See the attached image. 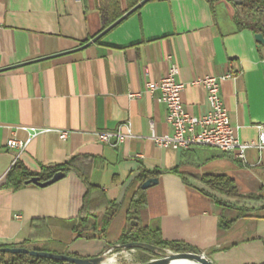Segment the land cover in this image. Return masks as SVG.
<instances>
[{"label": "crops", "instance_id": "0c3cea01", "mask_svg": "<svg viewBox=\"0 0 264 264\" xmlns=\"http://www.w3.org/2000/svg\"><path fill=\"white\" fill-rule=\"evenodd\" d=\"M141 1L0 0V247L95 257L130 224L157 230L214 264H264V147L248 148L243 159L210 147H160L154 137L172 129L159 91L146 90L166 75L171 56L186 85L184 108L201 116L205 91L190 83L232 72L220 85L229 123L240 141H257L264 127L263 46L206 0H147L93 40ZM118 13L102 29L103 15ZM122 123L130 129L123 143L98 141L97 132ZM31 128L38 132L31 135ZM11 137L26 142L23 151L7 149ZM68 161L73 171L48 186H3L15 162L39 173ZM154 171L147 179L157 183L143 190L145 207L133 225L126 205L143 183L138 175ZM206 174H225L239 194L259 198L217 204L199 190ZM79 175L95 186L84 208ZM109 203L119 209L103 227ZM80 215L86 223L78 226Z\"/></svg>", "mask_w": 264, "mask_h": 264}, {"label": "built area", "instance_id": "2783aa9c", "mask_svg": "<svg viewBox=\"0 0 264 264\" xmlns=\"http://www.w3.org/2000/svg\"><path fill=\"white\" fill-rule=\"evenodd\" d=\"M169 69L163 77L155 82H147L146 90L150 93L158 90V100L166 108L165 120L171 127L172 134L162 137H154L155 144L160 147H171L172 149H188L194 146H203L216 149L220 152H234L239 159L244 158L248 148L264 147V127L259 126V137L257 141L242 142L238 139L234 129L229 123L227 109L225 108L221 94V81L234 77L232 72L221 76L205 75L192 81L191 85H200L205 91L208 104L207 111L201 116L189 114L183 105L181 94L185 89V83L178 80V67L171 62L168 56ZM140 93H132L130 97H139ZM48 131V129H41ZM38 131L30 129V134ZM130 135L128 123L120 124L115 130L97 132V139L100 143L117 147ZM66 131L59 132V137L64 139ZM7 149L21 152L26 142L13 137L6 140Z\"/></svg>", "mask_w": 264, "mask_h": 264}, {"label": "trees", "instance_id": "16d2710c", "mask_svg": "<svg viewBox=\"0 0 264 264\" xmlns=\"http://www.w3.org/2000/svg\"><path fill=\"white\" fill-rule=\"evenodd\" d=\"M211 9L213 10V0H206ZM228 1V0H227ZM233 1L234 0H229ZM240 4L238 6L244 12L247 19H252L253 23L241 24L238 19H236L237 27L249 28L253 33H260L264 38V0H239ZM122 13H118L115 16H112L108 19L104 18L103 15V27L106 28L109 24L115 21L120 17ZM263 49H264V45ZM72 165L68 161L61 166L54 168H45L42 169L39 173L29 172L20 162H15L10 171L7 173L3 186L12 187L13 189H19L26 185V181L31 177H38L40 181H46L52 177L56 172L68 173L71 172ZM157 171L151 173L141 172L138 175V181L140 183L144 182L151 174H157ZM79 179L85 185V192L82 197V207L84 208L86 202L89 201V194L94 185H91L87 182V177L79 175ZM203 183L205 184L204 188L199 190L210 197L217 204H242L248 200H257L259 196L252 194L241 195L238 193L235 182L229 176L225 174H206L202 177ZM111 204V203H109ZM145 207V197L143 195V190L140 187L136 188L133 192V195L129 199L126 209H127V220L131 222L132 220L137 219L138 212ZM119 209V205L111 204L110 208H106L104 215L103 227H105L115 212ZM79 225L81 226L86 223L85 216L80 215ZM130 231H129V230ZM127 231L118 239L117 243H126V242H139L145 243L153 246H160L161 248H169L174 252H195L189 246L183 243H174L168 242L161 239L160 233L157 230H149L146 228H140L138 226L131 227L128 226ZM1 247H13L12 245L1 246ZM134 248H144V247H134ZM39 251H47L41 248H32ZM49 252V251H47ZM53 253V252H52ZM76 256V255H72ZM0 264H67L63 261H56L53 259L42 258V257H32L26 254H11V253H1L0 252Z\"/></svg>", "mask_w": 264, "mask_h": 264}, {"label": "water", "instance_id": "95a60500", "mask_svg": "<svg viewBox=\"0 0 264 264\" xmlns=\"http://www.w3.org/2000/svg\"><path fill=\"white\" fill-rule=\"evenodd\" d=\"M147 0H142L139 4H137L135 7L124 13L119 19H117L115 22H113L111 25H109L106 29H104L99 35H97L93 40L98 38L101 34L112 28L115 24H117L119 21H121L124 17H126L128 14H130L132 11H134L136 8H138L142 3L146 2ZM235 3L240 4L239 0H234ZM254 39L259 42L260 44L264 45V38L260 33H256L254 35ZM64 177L63 172H56L52 175V177L46 181H40L38 177H31L29 180H27L25 183L29 184L32 183L34 185L45 187L48 186ZM157 183V178H149L145 180L140 188L142 190H145L149 188L151 185ZM132 224L135 225L136 223L132 221ZM123 248H134V247H146L150 249L151 251H157L158 247L145 244V243H139V242H130L126 243L122 246ZM1 253H11V254H26L32 257H42V258H48L53 259L56 261H63L67 264H101L103 260L105 259L104 255H98L95 257H89V258H83L78 256H72L67 254H59V253H52L47 251H39L34 249H27L25 247H0ZM160 255V254H159ZM173 260H184L187 262H191L193 264H214L210 259H208L204 254L202 253H195V252H164L157 258L150 259L148 261L142 262L140 264H170Z\"/></svg>", "mask_w": 264, "mask_h": 264}, {"label": "rangeland", "instance_id": "374dc122", "mask_svg": "<svg viewBox=\"0 0 264 264\" xmlns=\"http://www.w3.org/2000/svg\"><path fill=\"white\" fill-rule=\"evenodd\" d=\"M219 5H221L223 8L222 12L219 9ZM213 8L216 11L217 15L220 12H221L220 16L222 15L227 16V14H229V16L234 21V24L236 26H237L236 19H238L241 24L253 23V20L247 19L244 12H242L238 4L233 1L213 0ZM126 243H130V242H126ZM123 245L124 243H117V242L113 243V245H110L109 250L103 253L104 257L109 258L112 255H115L116 256L115 258H117L116 259L117 264H140L150 259L157 258L164 252H168V251L174 252L169 248H161L160 246H156L160 248V255H159V254H155L153 251H151L150 249L146 247L144 248H123L122 247Z\"/></svg>", "mask_w": 264, "mask_h": 264}, {"label": "bare ground", "instance_id": "6f19581e", "mask_svg": "<svg viewBox=\"0 0 264 264\" xmlns=\"http://www.w3.org/2000/svg\"><path fill=\"white\" fill-rule=\"evenodd\" d=\"M111 252V251H110ZM126 254V253H125ZM116 256L115 255H112L111 257H106L103 262L101 264H117V261L115 258ZM120 259V258H119ZM121 261V260H120ZM170 264H193L191 262H187V261H184V260H173L171 261Z\"/></svg>", "mask_w": 264, "mask_h": 264}, {"label": "flooded vegetation", "instance_id": "af4514ba", "mask_svg": "<svg viewBox=\"0 0 264 264\" xmlns=\"http://www.w3.org/2000/svg\"><path fill=\"white\" fill-rule=\"evenodd\" d=\"M154 252V251H153ZM155 254H160V248H158L157 251L154 252Z\"/></svg>", "mask_w": 264, "mask_h": 264}]
</instances>
